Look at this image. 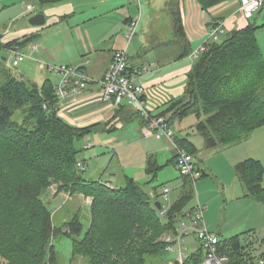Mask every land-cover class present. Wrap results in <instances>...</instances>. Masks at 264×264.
<instances>
[{"label": "trees", "instance_id": "16d2710c", "mask_svg": "<svg viewBox=\"0 0 264 264\" xmlns=\"http://www.w3.org/2000/svg\"><path fill=\"white\" fill-rule=\"evenodd\" d=\"M36 1L41 8H49L68 0ZM196 1L206 11L222 0ZM173 18L177 37L185 48L189 47L179 11ZM256 30L250 25L210 44L188 72L183 95L172 99L164 112H152V116L163 117L170 126L194 116V128L204 142L202 151L207 152L242 143L263 127L264 59ZM13 44L20 46L17 42L6 46ZM17 69L11 66L5 69L7 74L4 70L0 75V264L29 258L35 264H46L43 251L49 238L44 230L50 217L38 196L51 180L66 184L72 181L73 190L92 199L90 222L83 238L79 239L81 225L76 224L67 234L72 237L71 261L78 258L88 264H146V258L156 253L168 254L166 236L174 234L186 213L195 209L191 204L195 178L180 176L183 186L165 217L156 204L162 203L157 194L162 185L154 187L153 197L145 188L156 182L157 171L164 168L152 156L146 162V172L152 179L144 185L128 175H121L118 186H109L101 179H84L85 170L78 166L85 164L79 144L92 133V127L78 129L63 121L58 116L59 98L51 79L42 84L18 79L14 74ZM21 108L25 109L22 122L15 119ZM146 123L144 119V126ZM174 139L194 157L195 171L201 172V178L209 176L200 166L204 162L202 151L188 137ZM174 160L176 163V156ZM237 175L245 196L264 202L263 165L250 159L237 166ZM20 178L21 182H16ZM39 208L41 211H36ZM244 240L240 234L220 240L218 251L226 254L231 264H252ZM204 255L200 247L188 255L187 263L200 264Z\"/></svg>", "mask_w": 264, "mask_h": 264}, {"label": "crops", "instance_id": "0c3cea01", "mask_svg": "<svg viewBox=\"0 0 264 264\" xmlns=\"http://www.w3.org/2000/svg\"><path fill=\"white\" fill-rule=\"evenodd\" d=\"M146 1L149 7L147 16H142V10L140 15L139 8L138 13L137 10L133 11L131 5L134 3L133 0H68L58 6L41 8L38 12L33 4V2L37 3L36 0H0V39L4 43H19L23 51L36 58L37 71H32L26 66L27 71L24 72L25 75L21 73V77L38 84L51 79L49 75L51 72L44 71L39 65V60L47 59L58 63L59 66L81 68L89 77L96 80L80 94L59 99L58 116L70 126L78 129L92 127V133L87 137L104 136L119 131L127 137L125 140L127 145L122 146L123 151L140 145L141 154L147 157L139 162L140 180L144 181L148 178L146 182H149L152 178L149 179L150 175L147 174L145 166L148 158L152 156L159 167L170 165L176 167L175 149L169 146L168 142L162 144L160 140L154 138L146 139L143 136L144 118L128 102L116 106L113 100L106 99L97 82L107 73L114 54L127 47L125 33L128 21L139 18L140 15V24L141 20L144 23V26L141 24L140 34L138 33L134 39L135 42L137 40L135 45L132 43L133 40L131 46H128V53L131 51L128 55V64L131 69H149V72L145 71L137 83L142 84L146 89L147 106L154 114H159L167 109L166 106L172 99L183 95L187 74L196 61H193L189 55L202 43L205 32L203 29H209L212 22H223L226 34L250 25L255 27L257 42L264 59V8L255 12L252 17L246 18L240 10L242 0H222L206 11L201 10L196 0ZM28 5H32L34 9L27 10ZM173 8L178 9L182 16L189 47L185 48L184 42L175 33L173 15L177 11L173 12ZM40 13L45 16L46 23L42 26H31L28 22L30 17ZM165 18H169L172 24L170 40H167L162 32L163 23L161 22L165 21ZM199 28L202 31L195 33L194 30H199ZM187 52V56L179 58ZM0 59L2 62L8 60L2 50H0ZM3 67L6 68L0 63V75H2ZM56 79L58 81L55 87L59 83V74L56 75ZM262 128L264 126L254 130L244 142L225 147L217 152L202 151L204 148L197 147L202 151L204 161L202 167L209 176L201 178V172L196 171L193 182L195 196L192 206L195 208L201 205L204 208L201 228L206 227L211 233H217L215 235L220 240L240 234L244 235L246 240L252 237L254 241L259 239L264 242V234H262L264 232V202L247 198L244 189L236 190V185L243 188L237 175L239 164L252 159L264 165L261 158L255 154L259 146L243 145L247 144L256 132L263 130ZM90 140L88 138V141ZM89 146L87 149L83 146L80 148L88 150L92 148L90 143ZM100 149L105 148L100 147ZM169 154L171 156L164 164L163 158H167ZM160 160H163L161 164ZM112 171L116 174L110 173V176H119L118 168ZM122 171V175H128L137 180L134 175L131 176L125 170ZM157 181L158 179L152 185L161 186L155 185ZM105 182L107 185L115 186L109 179ZM182 186L183 180L181 179L178 188L181 189ZM163 187V191L166 187L169 188L166 184ZM149 192L153 197V190L150 189ZM229 193H233L235 199L229 206L227 205L228 207L226 206L228 209H223L227 202L225 195ZM160 197L164 199L163 192ZM161 206H167V204L161 203ZM235 211L238 212L235 213ZM183 221L187 219L184 218ZM259 253L260 251L256 256ZM175 254L178 258L179 253Z\"/></svg>", "mask_w": 264, "mask_h": 264}, {"label": "rangeland", "instance_id": "374dc122", "mask_svg": "<svg viewBox=\"0 0 264 264\" xmlns=\"http://www.w3.org/2000/svg\"><path fill=\"white\" fill-rule=\"evenodd\" d=\"M33 4L36 6L35 8H37L36 12L41 10V7L38 3L33 2ZM131 5L133 11L137 10L138 13L139 5L136 2H134ZM141 5H142L141 6L142 16L143 15L147 16V12L149 10L147 1L141 0ZM175 11H178V9L173 8V12ZM161 23H163L162 32L164 36H166L167 40H170L172 38V24L170 19L165 18V21L163 20V22ZM141 24H143L144 26L142 20H141ZM141 24H139V29H138L139 34L142 29ZM136 42L134 40L132 42L133 45H135ZM195 43L196 42H194V44ZM130 53L131 51L128 53V55ZM6 56L9 57L8 54H6ZM44 61L59 66L58 63H54L50 60L46 59ZM3 65L6 66L8 70L11 69L10 68L11 58L9 57L7 61L3 62ZM26 66L32 71L33 70L37 71L38 69V64L36 60L28 58L18 67L17 73L14 72V74H16V77L18 79L27 80V78L21 77L20 75L21 73L25 75L24 72L27 71V69H25ZM6 68L3 67L2 71H4ZM5 73L7 74V70H5ZM49 75L51 77V81L53 85L55 86L58 81V79H56L57 74L50 73ZM2 82H0V86ZM24 112L25 109L21 108L17 112L15 119L22 122V120L25 117ZM195 122H196L195 117L190 116L183 119L182 122H179V120H177L175 124L171 127L174 131V138L188 137L196 145V147L202 149L204 148L203 138L197 133L196 129L194 128ZM262 129L263 130H260V132H256L254 136H252L251 139L248 140L249 142H247V144H243V145H248V147L259 146L260 148L255 154H257L256 156H259L262 162L264 163V128ZM115 133H119V134H115ZM88 138L91 140L88 141ZM126 138L127 137L125 135L120 134L119 131H114L104 136L103 135H98V137L90 136L85 138L86 140L81 141L79 147L82 146L84 147V145L90 147L89 143L91 144L92 147L88 150H84L80 148L83 151L80 154V157L85 161V166H86V171L83 173L84 179L96 180L101 178V180L103 181L109 179L115 186H118L121 185L122 183V177H121V175L123 174L122 170H125L131 176L134 175L139 183L143 185L147 183L146 181L148 178L145 179L144 181H142V179L140 180L141 169L139 168V162H141L142 159H145L147 157L146 156L144 157L143 154H141L142 147H140V145H136L135 147H130L128 150L123 151L122 146L125 147L127 145L125 143ZM165 142H166L165 140H160V143L162 144H164ZM100 147H104L105 149H100ZM254 152H255V148H254ZM170 156L171 154H169L167 158H163L164 164H166ZM162 161L163 160H160L159 163L161 164ZM146 165L147 163H145V166ZM200 166L202 167L201 163ZM116 168L119 169V173H118L119 176L118 175L115 177L110 176V173L116 174L115 171H112V169L116 170ZM19 173H21V170L19 171ZM157 173H158L157 175L158 181L155 185H162L157 189L158 190L157 194L158 195L162 194L164 188L163 185L166 184L171 189L170 190L171 193L169 195L170 200L172 202L175 201L178 198L181 191V189L178 188L179 180H181L180 179L181 177H179L181 176V174L178 167L177 166L175 167L173 165L165 166L163 169L157 171ZM149 179H151V176ZM16 182H21V178ZM262 186L264 187V181L262 183ZM154 187L155 186L151 184L146 186L145 188L149 192L150 189L153 190L158 186H156L155 188ZM242 189L243 188H240L238 185H236V190L240 191ZM225 199L227 202L224 205L225 207L223 206V209H228L226 208V206L227 205L229 206L231 202L234 201L235 195H233V193H229L228 195H225ZM38 200L41 202L40 205H43L46 208V210L48 211V216L50 217V223L45 227L44 230V232L46 233L45 235L49 238L47 246L44 248L45 251H43L46 264H88L86 260H81L78 258L76 259L77 261H71L72 237L69 238L67 234L71 233L72 230L71 228L76 227L77 224L83 227L79 239L83 238V236L85 235L88 229L90 222V206L92 199L80 193L79 191H77V189L73 190L72 181L71 182L69 181L66 184L65 182H61L59 180H51L50 185L39 194ZM159 200L164 205L167 204V201H165L162 197H160ZM247 207H249L248 204ZM36 211H41V208L36 209ZM237 212L238 211H235V213ZM262 234H264V232ZM243 245L244 247L248 246L249 248L256 246L255 250L252 251L254 257L260 251L258 242L256 240L254 241L252 237H250V239L248 240L245 239L243 241ZM183 246L184 248L182 249V253L187 255L197 252L200 247V243L196 242V238H194L191 235L188 236ZM175 253H179V249L177 246H174V253L171 254L168 253L165 254L164 256H160L159 254L156 253L155 254L156 256L151 258L149 257L146 258L147 260L146 264H181L179 258H176L177 256ZM183 262L184 264H189L187 263L186 258L183 259ZM12 264H35V260L32 258L24 259V260L17 259Z\"/></svg>", "mask_w": 264, "mask_h": 264}, {"label": "built area", "instance_id": "2783aa9c", "mask_svg": "<svg viewBox=\"0 0 264 264\" xmlns=\"http://www.w3.org/2000/svg\"><path fill=\"white\" fill-rule=\"evenodd\" d=\"M133 1L139 5V13L141 15V0ZM262 8H264V0L241 1L240 10L242 15L246 18L252 17L255 12ZM33 9L34 7L32 5L27 6V10L32 11ZM140 15L139 18L130 19L128 21L125 33L127 47L114 54L107 73L97 82L103 91L104 97L113 100L116 106H120L125 102L132 105L140 116L147 121L143 127V136L146 139L154 138L168 142L176 151V165L181 176L194 179L196 173L194 157L178 146L174 139L172 127L163 117L154 118L152 116V109L147 106L145 101L146 89L142 84L137 83V80L144 75L145 71L149 72V69H131L128 64V46L138 35ZM203 30L205 32L202 43L189 55L192 60H197L208 50L210 44L221 41V38L226 35V28L221 21H214L211 23L209 29L204 28ZM201 31L202 29L200 28L199 30H194L195 33ZM6 45L7 43L0 42V50L9 55L13 68L19 67L28 58L36 60L32 54L23 51L18 44H13L11 46ZM39 65L44 71L60 75L59 83L55 87V92L59 99L78 95L85 90L89 84L96 81L89 77L83 69L78 67L67 65L57 66L42 60H39ZM87 148L89 147H84V149ZM78 166L80 169L85 170L82 163H79ZM169 193L170 189L166 187L163 191V197L164 200L167 201V206H163L160 210L161 216L163 217L166 216L169 206L171 205ZM185 218L187 221H181L180 227L176 229V232L172 235H168L165 239V243L167 244L166 251L172 253L174 252V246H177L179 249L178 258L180 263L184 264L183 259H187L188 256L182 253V249L184 248L183 243L186 237L193 235L200 243V247H202L205 254L200 264H231L230 258L226 254H221L218 251V244L220 242L219 237L208 231L206 227L201 228V223L204 219V208L201 205H197L192 212L186 213ZM257 242L260 247L258 256L254 257L252 252L255 250L256 246L252 248L247 247L246 252L249 251L253 257L252 264H264V242L259 239ZM252 257H246V259Z\"/></svg>", "mask_w": 264, "mask_h": 264}, {"label": "water", "instance_id": "95a60500", "mask_svg": "<svg viewBox=\"0 0 264 264\" xmlns=\"http://www.w3.org/2000/svg\"><path fill=\"white\" fill-rule=\"evenodd\" d=\"M28 22L31 26L37 27V26L44 25L46 23V19H45V16L40 13V14H36L30 17ZM156 204H157V208L161 210L162 209L161 203L157 202Z\"/></svg>", "mask_w": 264, "mask_h": 264}, {"label": "bare ground", "instance_id": "6f19581e", "mask_svg": "<svg viewBox=\"0 0 264 264\" xmlns=\"http://www.w3.org/2000/svg\"><path fill=\"white\" fill-rule=\"evenodd\" d=\"M7 59V58H6Z\"/></svg>", "mask_w": 264, "mask_h": 264}]
</instances>
